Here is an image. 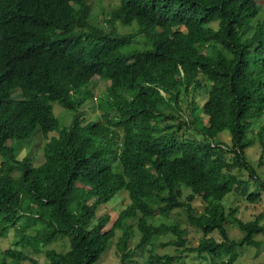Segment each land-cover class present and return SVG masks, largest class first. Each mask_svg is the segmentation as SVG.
<instances>
[{
	"label": "trees",
	"instance_id": "1",
	"mask_svg": "<svg viewBox=\"0 0 264 264\" xmlns=\"http://www.w3.org/2000/svg\"><path fill=\"white\" fill-rule=\"evenodd\" d=\"M118 1L104 30L92 22L88 0H0V238L22 221L34 228L5 248L0 264H41L32 252H45L51 264H96L117 230L119 264H132L129 220L141 235L135 249L169 233L177 239L168 244L184 248L180 226L148 223L157 210L184 211L205 238L194 248L203 264H264L236 258L238 248L260 245L264 214L235 219L245 234L235 240L227 229L235 210L227 213L222 204L234 191L256 204L261 193L251 187L264 190L247 160L251 124L264 117V23L254 24L264 16V0ZM115 24L137 32L120 33ZM137 34L147 47L133 46ZM98 81L106 85L100 102L108 126L84 124L79 112ZM196 89L205 95L201 107ZM182 96L188 119L168 134L176 118L167 112L181 110ZM53 102L76 112L72 125L61 127ZM183 127L202 140L180 138ZM225 130L233 163L215 141ZM36 133L49 139L40 164L16 155V145ZM258 136L264 154V126ZM122 191L129 204L106 230L111 217L98 211ZM195 202L203 213L196 214ZM214 231L219 240L210 237ZM61 238L69 240L66 251L48 248ZM181 259L149 249L142 264Z\"/></svg>",
	"mask_w": 264,
	"mask_h": 264
},
{
	"label": "rangeland",
	"instance_id": "2",
	"mask_svg": "<svg viewBox=\"0 0 264 264\" xmlns=\"http://www.w3.org/2000/svg\"><path fill=\"white\" fill-rule=\"evenodd\" d=\"M118 0H88L89 5L92 9V22L98 24L99 27L105 28L104 30H108L110 27L108 22L110 20V14L115 8H119L120 4ZM117 8V9H118ZM264 8V4L262 5ZM264 23L263 13L259 16L254 24ZM108 24V25H107ZM115 28L120 33H136V27H123L120 24H115ZM181 30H183L181 28ZM135 42L133 44L134 47L137 48H145L148 46V42L144 37H140L137 34ZM97 88L94 90L93 98H90L82 104L79 108V112L82 115L84 124H88L91 122H99L106 126L107 123L104 119V110L101 108L100 96L104 94L106 91V85H103V81L95 82ZM196 95V103L198 107H201L203 102L205 101V95L202 94V89H196L194 91ZM14 98H21V90L18 89L14 93ZM183 98V96H182ZM181 98L180 106L181 110L172 111L169 110L167 112L168 115L176 118L175 121H169L168 124L174 127L173 130H168L166 133H170L172 131H176V126L181 121V118L184 119V116L188 119V103H185L186 98ZM53 113L55 117L60 122L61 127L66 126L69 127L72 125L73 117L76 114L75 111L67 110L63 107L59 102H53ZM185 118V119H186ZM203 122L206 121V117L202 116ZM264 126V117L253 121L249 130V138L253 140L252 145L247 149V160L255 169L257 175L264 182V154L261 146V141L258 136L259 131ZM180 138L186 137L195 139L197 141L202 140V136L195 129H188V127H183L182 131L178 133ZM49 139L44 134L36 133L34 137L27 143L16 145V155L19 158H23L26 156L31 157L36 164H40L43 162L44 155V147L47 145ZM216 142L223 143L225 145L226 153L224 154L225 160L228 163L234 162V152L232 150V134L229 130H225L215 139ZM1 162V159H0ZM232 173L238 176H241L244 179H249L250 176L248 173L241 174L240 169L234 168ZM237 187V186H236ZM237 189V188H236ZM252 192H260L261 200L256 204H251L245 197L242 196L240 191H234L230 193V195L225 199L222 203L227 213H231L235 210V214L232 218H230L231 224L228 225V233L232 239L240 240L245 234L238 229L236 225L235 219H241L244 222H251L258 218V216L264 214V190L259 189L256 185L253 184L251 187ZM189 193L188 190H184V196H187ZM129 204L128 196L125 191H122L117 196L115 202L112 205L102 206L98 215L108 213L111 217L109 224L106 227V230L112 228L113 223L117 219V214L124 208V206ZM193 208L196 210V214L199 215L203 213V207L199 202H195L193 204ZM25 221H22L17 224V227L12 228L7 236L0 238V259L3 257V251L5 248H10L13 244L20 240L21 236L25 233H33L34 228L32 226L27 227ZM149 224H153L155 226H159L161 224L167 225H178L181 229H184L187 234V243L185 247H178L174 244H168L171 241H175L177 237L173 233H169L167 235H163L159 237L158 241L154 243V246L148 245L146 248H138L134 247L137 245L140 239V233L137 230L136 220H129L127 225L130 226L133 236L129 241V245L127 249L134 250L132 256L130 257L132 260V264H142L145 262L146 258L149 255V249H151L154 253L157 254H176L181 256L182 263L180 264H203L205 260L202 256L199 255L195 251V247L200 243L201 240L205 239L202 236V233L189 225L186 221V217L183 210H176L174 212L169 213L168 215H163L157 210L154 217L148 219ZM262 224H264V216L262 220ZM122 233L120 230L116 232V238L112 241L109 249L102 256L101 260L96 264H119V251L117 250V241L119 237H121ZM215 240H219L220 236L217 231H214L210 234ZM256 240L260 242L259 246L245 245L243 247L238 248V256L237 261L247 262V263H260L264 261V236L259 235L256 237ZM70 247L69 240L67 238H61L58 241L52 243L48 248H54L59 251H66ZM30 253V251L28 250ZM38 260L41 264H51L45 252L41 254L30 253ZM26 264H30L26 262Z\"/></svg>",
	"mask_w": 264,
	"mask_h": 264
},
{
	"label": "clouds",
	"instance_id": "3",
	"mask_svg": "<svg viewBox=\"0 0 264 264\" xmlns=\"http://www.w3.org/2000/svg\"><path fill=\"white\" fill-rule=\"evenodd\" d=\"M103 29V28H102Z\"/></svg>",
	"mask_w": 264,
	"mask_h": 264
}]
</instances>
